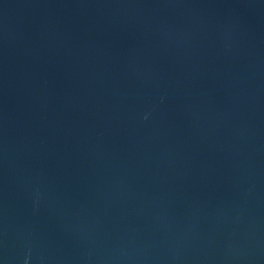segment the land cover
<instances>
[{
    "label": "water",
    "instance_id": "1",
    "mask_svg": "<svg viewBox=\"0 0 264 264\" xmlns=\"http://www.w3.org/2000/svg\"><path fill=\"white\" fill-rule=\"evenodd\" d=\"M0 264H264V0H0Z\"/></svg>",
    "mask_w": 264,
    "mask_h": 264
}]
</instances>
